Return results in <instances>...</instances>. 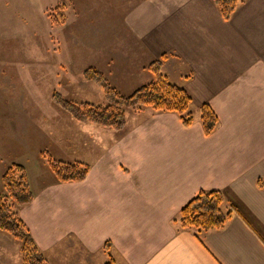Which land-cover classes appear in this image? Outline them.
<instances>
[{
	"label": "crops",
	"instance_id": "1",
	"mask_svg": "<svg viewBox=\"0 0 264 264\" xmlns=\"http://www.w3.org/2000/svg\"><path fill=\"white\" fill-rule=\"evenodd\" d=\"M105 1L117 4L101 7L106 15L126 11L129 37L119 55L105 51L92 67L140 87L153 79L150 63L167 54L163 72L198 115L187 128L176 113L133 112L122 130L91 137L94 158L80 160L91 166L85 181L44 180L20 215L48 263L93 264L105 252L120 264H264V0H246L230 21L212 0ZM61 27L71 30L67 18ZM204 103L220 118L210 136ZM201 190L222 191L236 213L197 237L179 215Z\"/></svg>",
	"mask_w": 264,
	"mask_h": 264
},
{
	"label": "rangeland",
	"instance_id": "2",
	"mask_svg": "<svg viewBox=\"0 0 264 264\" xmlns=\"http://www.w3.org/2000/svg\"><path fill=\"white\" fill-rule=\"evenodd\" d=\"M94 1L0 0L2 197H7L2 177L12 165L25 168L32 190L37 194L44 180L54 178L50 161L73 163L93 160L89 147L91 137L97 130L108 129L89 121L75 120L53 100L54 92L58 91L75 102L108 104L103 89L85 80L82 70L94 66L95 59L105 55V51L106 54L108 51L120 54L123 34L129 37L127 30L121 32L124 29L121 14L126 11L120 8L109 16L108 11L107 15L101 11V7L107 5L105 9L114 10L117 4ZM129 1L131 4L133 0ZM91 8L101 13L96 14ZM59 13L65 14L71 30L64 31L56 24L54 19L60 20ZM126 40L124 47L135 50L133 41ZM113 43L114 48L109 50ZM67 62L75 63L74 70ZM106 75L125 96L131 95L139 86L121 76ZM149 81L143 79L140 84ZM145 109L153 110L150 107ZM126 112L130 120L134 111L127 109ZM192 112L195 117L198 115ZM95 146L97 149V144ZM20 247L18 241L0 230V253L9 259L8 262L1 259V264H22ZM108 261L109 255L101 252L92 258L91 263L105 264Z\"/></svg>",
	"mask_w": 264,
	"mask_h": 264
},
{
	"label": "trees",
	"instance_id": "3",
	"mask_svg": "<svg viewBox=\"0 0 264 264\" xmlns=\"http://www.w3.org/2000/svg\"><path fill=\"white\" fill-rule=\"evenodd\" d=\"M221 15L230 21L238 7L246 0H212ZM61 9V7H60ZM60 20L54 19L58 26L66 22L64 13H59ZM168 55L152 61L149 70L153 80L123 95L115 88L106 75L93 67L83 72V78L94 82L104 91L108 104L96 105L89 102H75L55 91L53 100L67 111L75 120L89 121L104 128L122 130L127 122V109L134 112L147 107L156 112L176 113L187 128L194 124L192 112L193 99L181 86L173 83L163 72L164 62ZM201 122L206 136L212 135L220 125V118L208 103L200 108ZM51 171L58 183L82 182L90 173L88 163L75 161H50ZM7 197L0 196V230L7 233L21 245L22 264H49L47 258L36 243L29 227L22 219L19 210L30 205L36 194L25 168L12 165L2 177ZM226 197L220 190H201L180 211L181 229L192 231L197 237L213 230L224 228L234 217L236 210L226 208ZM112 244L106 242L104 250L111 253ZM105 264H120L112 256Z\"/></svg>",
	"mask_w": 264,
	"mask_h": 264
}]
</instances>
